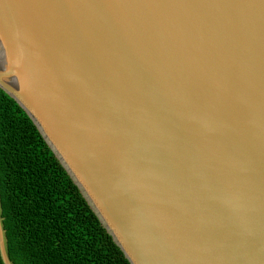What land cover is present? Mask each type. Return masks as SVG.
<instances>
[{
	"label": "water",
	"instance_id": "obj_1",
	"mask_svg": "<svg viewBox=\"0 0 264 264\" xmlns=\"http://www.w3.org/2000/svg\"><path fill=\"white\" fill-rule=\"evenodd\" d=\"M0 88L130 264H264V0H0Z\"/></svg>",
	"mask_w": 264,
	"mask_h": 264
},
{
	"label": "trees",
	"instance_id": "obj_2",
	"mask_svg": "<svg viewBox=\"0 0 264 264\" xmlns=\"http://www.w3.org/2000/svg\"><path fill=\"white\" fill-rule=\"evenodd\" d=\"M0 197L15 264H130L33 121L1 88Z\"/></svg>",
	"mask_w": 264,
	"mask_h": 264
}]
</instances>
